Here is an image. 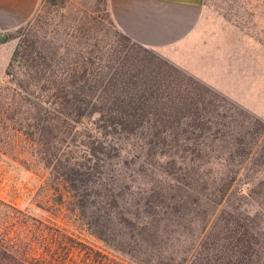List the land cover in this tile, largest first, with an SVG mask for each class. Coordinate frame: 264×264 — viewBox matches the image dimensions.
Wrapping results in <instances>:
<instances>
[{
    "label": "trees",
    "instance_id": "1",
    "mask_svg": "<svg viewBox=\"0 0 264 264\" xmlns=\"http://www.w3.org/2000/svg\"><path fill=\"white\" fill-rule=\"evenodd\" d=\"M39 9L0 35L18 38L7 119L39 148L54 206L120 258L29 215L18 222L0 202V264H63L72 251L84 264H264V122L163 60L154 72L139 57L150 51L113 26L109 45L84 29L86 56L43 40Z\"/></svg>",
    "mask_w": 264,
    "mask_h": 264
},
{
    "label": "rangeland",
    "instance_id": "2",
    "mask_svg": "<svg viewBox=\"0 0 264 264\" xmlns=\"http://www.w3.org/2000/svg\"><path fill=\"white\" fill-rule=\"evenodd\" d=\"M104 4L105 0L67 3L44 0L34 17V25L40 26L43 40L55 34L59 42L71 40L79 44V54L86 56L89 49H84V45L80 44L84 36L88 37L83 34L84 29L91 28V34L107 42V45L114 41L113 28L104 11ZM204 6L207 20L228 23L232 27L231 31L236 33L226 40L231 44L230 52L223 54L222 58L228 66L226 68L224 62L221 64L222 69L217 70L218 78L214 87L202 83L197 76L175 67L151 51V56L141 52L139 57L151 61L150 67L154 72L166 70L159 60L167 62L264 122V0H204ZM12 35L15 36V33ZM3 38L0 36V41ZM17 42L18 38L11 39L2 48L7 53V59L0 68V202L19 211L18 222L23 221V215H29L48 227L63 230L93 251L120 258L72 222L64 208L60 207L59 210L54 206L56 194L47 186L49 170L37 161L39 148L16 132L7 119L13 112L11 99L15 88L9 80L12 78H5L4 74ZM222 49L225 51L228 46L224 45ZM192 72L205 75V71ZM206 72L212 75L213 71ZM218 90L227 92L220 93ZM78 127L79 131L85 133L94 132V126L88 122ZM87 140L85 138L84 141ZM4 212L10 211L0 205V221L6 219ZM60 257L63 264H84L85 261L82 253L74 251L68 256L61 254Z\"/></svg>",
    "mask_w": 264,
    "mask_h": 264
},
{
    "label": "crops",
    "instance_id": "3",
    "mask_svg": "<svg viewBox=\"0 0 264 264\" xmlns=\"http://www.w3.org/2000/svg\"><path fill=\"white\" fill-rule=\"evenodd\" d=\"M39 3L40 0H0V35L24 26ZM107 13L113 28L132 43L212 87L218 78L217 70L222 69V55L230 52L231 44L226 40L236 35L228 23L207 20L204 0H107ZM7 43L0 44V68L7 59L2 49ZM224 45L228 46L225 51ZM224 63L227 68V61ZM192 71H205V75ZM206 71H213L212 75Z\"/></svg>",
    "mask_w": 264,
    "mask_h": 264
}]
</instances>
